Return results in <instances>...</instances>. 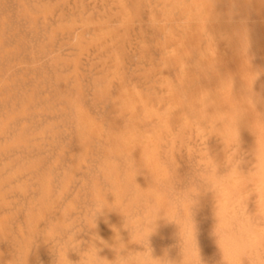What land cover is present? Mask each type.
Listing matches in <instances>:
<instances>
[{
	"label": "rangeland",
	"instance_id": "1",
	"mask_svg": "<svg viewBox=\"0 0 264 264\" xmlns=\"http://www.w3.org/2000/svg\"><path fill=\"white\" fill-rule=\"evenodd\" d=\"M1 128L0 264H264V0H0Z\"/></svg>",
	"mask_w": 264,
	"mask_h": 264
},
{
	"label": "bare ground",
	"instance_id": "2",
	"mask_svg": "<svg viewBox=\"0 0 264 264\" xmlns=\"http://www.w3.org/2000/svg\"><path fill=\"white\" fill-rule=\"evenodd\" d=\"M14 4H15V3H14ZM15 10H16V7H15ZM2 12H3V11H2ZM12 16H13V15H12ZM21 20H22V19H21ZM11 22H12V21H11ZM17 23H18V22H17ZM4 24H5V23H4ZM21 24H22V23H21ZM11 25H12V24H11ZM11 25H10V26H11ZM15 26H16V25H15ZM23 26H24V25H22V27H23ZM48 26H49V25H48ZM38 27H40V26H38ZM167 27H168V26H167ZM42 30H43V29H42ZM74 34H75V33H74ZM15 37H16V36H15ZM40 37H41V36H40ZM63 38H64V37H63ZM44 39H45V38H44ZM70 39H71V38H70ZM31 40H32V39H31ZM34 40H35V39H34ZM58 40H59V39H58ZM73 41H74V40H73ZM73 41H72V42H73ZM11 42H12V41H11ZM34 43H35V42H34ZM161 44H162V43H161ZM161 44H160V45H161ZM66 46H67V45H66ZM164 46H166V45H164ZM164 46H163V47H164ZM29 47H30V46H29ZM54 47H56V45H55ZM54 50H55V49H54ZM63 50H64V49H63ZM65 50H66V49H65ZM57 52H58V51H57ZM20 54H21V53H20ZM51 54H52V53H51ZM48 55H49V54H48ZM2 56H3V55H2ZM48 57H49V56H48ZM48 57H46V58H48ZM22 58H23V57H22ZM5 60H6V59H5ZM6 62H7V61H6ZM45 62H46V61H45ZM195 62H196V61H195ZM38 63H39V62H38ZM38 63L36 62L37 65H38ZM46 63H47V62H46ZM186 63H187V62H186ZM188 63H189V62H188ZM188 63H187V64H188ZM87 64H88V63H87ZM20 65H21V64H20ZM31 65H32V64H31ZM171 65H172V64H171ZM177 66H178V65H177ZM70 67H71V66H70ZM70 67H69V68H70ZM14 68H15V67H14ZM16 68H17V67H16ZM39 68H40V67H39ZM18 69H19V68H18ZM18 69H17V71H18ZM28 70H29V69H28ZM47 70H48V68H47ZM86 70H87V69H86ZM9 71H10V70H9ZM19 71H20V69H19ZM1 72H2V71H1ZM36 73H37V72H36ZM8 74H9V73H8ZM16 74H17V73H16ZM15 76H16V75H15ZM4 77H5V76H4ZM35 77H36V76H35ZM1 78H2V77H1ZM243 78H244V77H243ZM2 79H3V78H2ZM35 79H36V78H35ZM49 79H50V78H49ZM90 79H91V78H90ZM89 83H90V82H89ZM53 84H54V83H53ZM6 86H7V85H6ZM55 86H56V85H55ZM46 88H47V87H46ZM174 92H175V91H174ZM88 94H89V93H88ZM16 96H17V95H16ZM8 97H9V96H8ZM3 100H4V99H3ZM3 102H4V101H3ZM1 103H2V102H1ZM108 103H109V102H108ZM22 104H23V103H22ZM4 105H5V104H4ZM4 105H3V106H4ZM7 105H8V104H7ZM8 106H9V105H8ZM105 106H106V105H105ZM55 109H56V108H55ZM145 109H146V108H145ZM99 110H100V109H99ZM5 111H6V110H5ZM99 112H100V111H99ZM104 113H105V112H104ZM173 115H174V114H173ZM9 117H10V116H9ZM54 117H55V116H54ZM10 118H11V117H10ZM46 118H47V117H46ZM52 118H53V117H52ZM8 119H9V118H8ZM26 119H27V118H26ZM42 119H43V118H42ZM42 119H41V120H42ZM11 120H12V118H11ZM9 121H10V120H9ZM5 122H6V121H5ZM7 122H8V120H7ZM27 122H28V119H27ZM39 123H40V122H39ZM9 124H11V123H9ZM2 125H3V124H2ZM15 125H16V124H15ZM40 125H41V124H40ZM21 126H22V125H21ZM64 126H65V125H64ZM60 127H61V126H60ZM26 128H27V127H26ZM0 130H2V128H1ZM72 130H73V129H72ZM6 132H7V131H6ZM8 132H9V131H8ZM49 132H50V131H49ZM9 134H10V133H9ZM73 134H74V133H73ZM72 137H73V136H72ZM120 137H121V136H120ZM1 138H2V137H1ZM10 139H11V138H10ZM121 139H122V138H121ZM1 141H2V140H1ZM122 141H123V140H122ZM122 141H121V142H122ZM124 142H125V140H124ZM0 143H1V142H0ZM23 143H24V142H23ZM71 143H72V142H71ZM21 146H22V144H21ZM5 147H6V146H5ZM24 148H25V147H24ZM43 148H44V147H43ZM56 148H57V147H56ZM69 148H70V147H69ZM74 148H75V147H74ZM54 150H55V149H54ZM14 151H15V150H14ZM64 151H66V150H64ZM15 152H16V151H15ZM19 152H20V151H19ZM21 152H22V151H21ZM79 152H80V151H79ZM97 152H98V151H97ZM65 153H66V152H65ZM28 154H29V153H28ZM102 154H103V153H102ZM0 155H1V154H0ZM8 156H10V155H8ZM11 156H12V154H11ZM4 157H5V156H4ZM3 159H4V158H3ZM7 159H8V158H7ZM49 159H50V156H49ZM65 159H66V158H65ZM88 159H89V158H88ZM76 160H77V159H76ZM46 162H47V161H46ZM75 163H76V162H75ZM119 164H120V163H119ZM71 166H72V165H71ZM73 166H74V165H73ZM85 166H86V165H85ZM138 168H139V167H138ZM90 169H91V168H90ZM140 169H141V168H140ZM140 169H139V170H140ZM184 170H185V169H184ZM139 173H140V172H139ZM26 175H27V174H26ZM83 175H84V174H83ZM59 176H60V175H59ZM23 177H24V176H23ZM83 177H84V176H83ZM85 177H86V176H85ZM92 177H93V176H92ZM53 178H54V177H53ZM135 178H136V177H135ZM85 179H86V178H85ZM19 180H20V179H19ZM135 180H136V179H135ZM135 180H134V181H135ZM89 182H90V181H89ZM10 183H11V182H10ZM78 183H79V182H78ZM87 183H88V182H87ZM0 184H1V183H0ZM76 184H77V183H76ZM76 184H75V185H76ZM176 184H177V183H176ZM0 186H1V185H0ZM5 186H6V185H5ZM38 187H39V186H38ZM79 187H80V186H79ZM73 189H74V188H73ZM92 189H93V188H92ZM58 190H59V189H58ZM55 191H56V190H55ZM54 193H55V192H54ZM29 194H31V193H29ZM29 194H28V195H29ZM47 194H48V193H47ZM70 194H71V193H70ZM124 194H125V193H124ZM127 195H128V194H127ZM1 196H2V195H1ZM9 196H10V195H9ZM12 196H13V195H12ZM12 196H11V197H12ZM20 196H21V195H20ZM129 196H130V195H129ZM2 197H3V196H2ZM33 197H34V196H33ZM68 197H69V196H68ZM70 197H71V196H70ZM125 197H126V196H125ZM8 198H9V197H8ZM111 198H112V197H111ZM129 198H130V197H129ZM129 198H128V199H129ZM67 199H68V198H67ZM67 199H66V201H67ZM80 199H81V197H80ZM86 200H87V199H86ZM129 200H130V199H129ZM25 201H26V200H25ZM64 201H65V200H64ZM91 201H92V200H91ZM84 203H85V202H84ZM88 203H89V202H88ZM11 204H12V203H11ZM15 204H17V203H15ZM25 204H26V203H25ZM61 204H62V203H61ZM88 205H89V204H88ZM13 206H15V205H13ZM190 207H191V206H190ZM14 208H15V207H14ZM7 209H8V208H7ZM9 209H10V208H9ZM12 209H13V208H12ZM12 209H11V210H12ZM76 209H77V208H76ZM139 209H140V208H139ZM3 210H5V209H3ZM23 210H24V209H23ZM81 210H82V209H81ZM91 210H92V209H91ZM88 211H89V210H88ZM95 212H96V211H95ZM88 213H89V212H88ZM96 213H97V212H96ZM96 213H95V214H96ZM72 214H73V213H72ZM70 215H71V214H70ZM87 215H88V214H87ZM8 217H9V216H8ZM49 218H50V217H49ZM104 220H105V219H104ZM53 221H54V220H53ZM93 221H94V220H93ZM21 222H22V221H21ZM116 222H117V221H116ZM162 223H163V221H162ZM101 224H102V223H101ZM12 225H13V223H12ZM78 225H79V224H78ZM78 225H77V226H78ZM13 227H14V226H13ZM15 227H16V226H15ZM103 227H104V226H103ZM103 227H102V228H103ZM134 227H135V226H134ZM134 227H133V228H134ZM73 228H74V227H73ZM19 231H20V230H18V232H19ZM82 231H83V230H82ZM71 232H72V231H71ZM106 232H107V231H106ZM106 232H105V233H106ZM43 233H44V232H43ZM133 233H134V232H133ZM3 234H4V233H3ZM131 234H132V233H131ZM72 235H73V234H72ZM3 236H4V235H3ZM129 236H130V235H129ZM22 237H23V236H22ZM72 237H73V236H72ZM38 240H39V239H38ZM86 240H87V239H86ZM60 241H61V240H60ZM4 242H5V241H4ZM26 242H27V241H26ZM82 242H83V241H82ZM0 243H1V242H0ZM89 243H90V242H89ZM69 244H70V243H69ZM21 245H22V244H20V246H21ZM82 245H83V244H82ZM92 245H93V244H92ZM15 246H16V245H15ZM20 246H19V247H20ZM21 247H22V246H21ZM26 247H29V246H26ZM0 248H1V247H0ZM109 248H110V247H109ZM4 249H5V248H4ZM9 249H10V247H9ZM22 249H23V248H22ZM22 249H21V250H22ZM136 249H137V248H136ZM12 251H14V250H12ZM5 252H6V251H5ZM27 252H28V250L26 251V253H27ZM31 252H32V251H31ZM53 254H54V253H53ZM55 255H56V254H55ZM133 256H134V255H133ZM152 257H153V256H152ZM54 259H55V258H54ZM84 259H85V258H84ZM38 260H39V259H38ZM4 263H5V262H4ZM47 263H48V262H47ZM47 263H46V264H47ZM65 263H66V262H65ZM24 264H25V263H24ZM36 264H37V263H36ZM87 264H88V263H87Z\"/></svg>",
	"mask_w": 264,
	"mask_h": 264
},
{
	"label": "clouds",
	"instance_id": "3",
	"mask_svg": "<svg viewBox=\"0 0 264 264\" xmlns=\"http://www.w3.org/2000/svg\"><path fill=\"white\" fill-rule=\"evenodd\" d=\"M100 213L99 212H97L96 213V217L99 215ZM115 260H117V264H128V262L126 261V260H124V259H122V258H116Z\"/></svg>",
	"mask_w": 264,
	"mask_h": 264
}]
</instances>
